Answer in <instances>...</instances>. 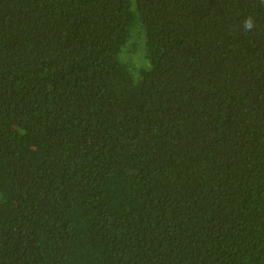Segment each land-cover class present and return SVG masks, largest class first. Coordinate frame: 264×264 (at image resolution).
<instances>
[{"label": "trees", "instance_id": "16d2710c", "mask_svg": "<svg viewBox=\"0 0 264 264\" xmlns=\"http://www.w3.org/2000/svg\"><path fill=\"white\" fill-rule=\"evenodd\" d=\"M0 264H264V0H0Z\"/></svg>", "mask_w": 264, "mask_h": 264}, {"label": "clouds", "instance_id": "9594fccd", "mask_svg": "<svg viewBox=\"0 0 264 264\" xmlns=\"http://www.w3.org/2000/svg\"><path fill=\"white\" fill-rule=\"evenodd\" d=\"M252 27H253V21L251 20V18L246 19V21L244 22L245 30H250Z\"/></svg>", "mask_w": 264, "mask_h": 264}]
</instances>
